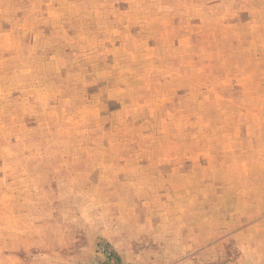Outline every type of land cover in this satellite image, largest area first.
Returning <instances> with one entry per match:
<instances>
[{"label": "rangeland", "instance_id": "rangeland-1", "mask_svg": "<svg viewBox=\"0 0 264 264\" xmlns=\"http://www.w3.org/2000/svg\"><path fill=\"white\" fill-rule=\"evenodd\" d=\"M264 0H0V264H264Z\"/></svg>", "mask_w": 264, "mask_h": 264}, {"label": "crops", "instance_id": "crops-1", "mask_svg": "<svg viewBox=\"0 0 264 264\" xmlns=\"http://www.w3.org/2000/svg\"><path fill=\"white\" fill-rule=\"evenodd\" d=\"M262 200H264V196H262ZM262 254H263V256H264V250H262Z\"/></svg>", "mask_w": 264, "mask_h": 264}]
</instances>
